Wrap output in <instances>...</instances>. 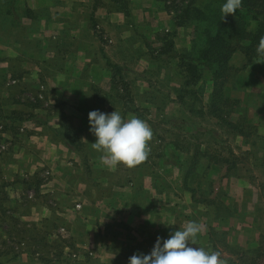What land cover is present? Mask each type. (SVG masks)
<instances>
[{"label": "crops", "instance_id": "0c3cea01", "mask_svg": "<svg viewBox=\"0 0 264 264\" xmlns=\"http://www.w3.org/2000/svg\"><path fill=\"white\" fill-rule=\"evenodd\" d=\"M170 1L101 0L94 11V0H17L15 15L5 19L2 32L0 79L19 76L21 86L17 90L19 94L24 91L22 100H27L25 92L36 89L39 83L46 86L48 93L44 108L27 106L29 109L24 112L31 115H7L11 119L8 121L19 119L16 124L20 129L15 133L8 129L1 138L8 148L0 153V264H47L41 252L45 250L52 255L62 249L56 241L57 231L53 230L58 222L67 226V239L73 245L63 250L65 256L75 249L94 253L93 257L69 264H129L133 255L150 254L157 237L167 239L197 218L196 214L182 210L183 198L175 186L177 179L169 181L162 173L174 172L178 167L167 157L162 162L151 155L153 138L161 136L159 133L153 134L149 142L146 160L130 169L102 162V153L91 144L96 137L89 130L88 114L93 110L105 113L116 110L123 119L137 117L151 128V123L161 122L162 118L167 121L170 106L182 108L181 86L162 80V75L171 70L168 66L171 67L172 59L157 56L154 52L159 49L152 51L151 45L146 44L145 48L138 41L150 39L154 30L159 34L175 27L166 8ZM119 2L128 7L129 15L118 12L123 7ZM49 24L53 25L50 31L44 29ZM133 25L142 28L141 37L130 31ZM104 30L110 34V42L117 43L110 48L111 53L102 44L100 33ZM49 33L59 48L53 47L38 56L37 43L48 41ZM178 36L179 33L174 34L175 42ZM136 41L140 42L138 49L126 55L121 53L120 50L130 48V43ZM176 48L181 54L183 50ZM106 58L120 71L109 68ZM117 74L123 75V79ZM129 74L137 76L138 81L128 78ZM153 74L160 76L151 82ZM206 90L211 93L210 85ZM208 100L209 95L207 103ZM11 102L1 95L0 109L4 106L6 109ZM64 118L75 130L80 147L65 140ZM176 118L170 117L169 122L184 117ZM218 168L221 166L210 162L206 167L209 174ZM46 172L50 176H45ZM167 186L172 191L168 192ZM210 198L218 199L216 191ZM225 199L222 203L230 207L232 215L222 220L230 211L216 212L214 218L218 223L251 216L248 209L242 211L239 207L233 211ZM239 203L243 206L242 201ZM77 205L81 211L75 208ZM212 207L208 208L209 214ZM185 215L189 218L183 221ZM240 224L241 221L238 226L220 232L215 223L208 224L206 232L203 225L200 239L197 237L195 245L190 246L209 253L219 252L224 264H250L246 261L256 257L253 251L264 245L261 238L264 232L257 237L255 248L245 247V241L219 242L212 235L216 231L218 238L232 232L242 239L245 230ZM15 235L19 236L18 242L10 239ZM24 238L27 240L21 241ZM248 250L252 252L245 255ZM253 262L264 264V257Z\"/></svg>", "mask_w": 264, "mask_h": 264}, {"label": "rangeland", "instance_id": "374dc122", "mask_svg": "<svg viewBox=\"0 0 264 264\" xmlns=\"http://www.w3.org/2000/svg\"><path fill=\"white\" fill-rule=\"evenodd\" d=\"M186 3L187 0H178V3L176 4H180V6L182 7L186 5ZM8 7V0H0V44L2 42L1 38H4L2 36V32L5 27V19L11 18L15 15L7 13ZM118 12L124 13L123 11L119 10ZM41 14L36 17H41ZM171 17L174 16H172L171 14ZM41 23L42 22H40V26ZM52 28L53 25L50 24L44 27V29L49 31ZM141 29V27L137 29L135 25H133L130 31H132V33L135 32L137 35H139V37H141V35L139 34V31H141ZM177 29L175 27H172V29L169 28L167 32L160 31L159 34L165 35L169 33L170 35H174L176 33H179V36L177 37L178 41H174V45L175 43H177L178 48H176V46L175 48L183 50L181 52V54H183L188 51L189 47L191 46V41L194 39L193 30L189 28V25ZM157 33L158 32H155L154 30L153 36H151L150 39L147 38L144 43L141 39H138V41L144 44L145 48H147V44L151 45L152 51H157L162 47V44L159 41V38L161 36ZM47 35H49L48 41H39L37 43L38 47L35 49V53L38 56H41V53L43 52L52 50L53 47L59 48L58 44H56V42L52 38L53 35L51 33ZM100 37L103 41L102 44L107 46V51L111 53L112 51L110 48L116 47L117 43L110 42L111 36L105 30L100 33ZM142 37H145L146 39V36ZM138 41L130 43L131 47H125L124 51L120 50L121 53L126 55L127 52H131V50L133 49H138L140 43ZM154 53H157V56L159 55L158 52ZM237 55L238 56H236L234 62L232 63L234 68L237 69V72L231 79L227 94L236 102V105L231 112L230 119L234 123H238L243 126L245 136H241L234 133L230 129L218 126V121L213 119L202 117L199 118L196 116H194L193 118H189V116H187L186 114L185 116H183L185 113L183 106L182 108L170 106L167 109V121L162 118L161 122H157L154 124L151 123V130L153 131V134L156 135L159 133L161 135L158 136L159 138H153V142L151 145L153 153L151 155H153V159H161L163 162L164 157L169 158L166 148L169 147L170 144L176 142V145H178L183 151L180 154L182 166H179L177 169H175L174 172L172 170H169L166 173L162 171V173L166 174V178L169 181L171 178L173 182H175V179H177V181L175 182L177 184L175 186L178 195H181V198H183L181 207L182 210H184L185 213L196 214L197 218H195L194 221L201 226L204 225L205 232L208 224L212 226V224L215 223L216 229H218L220 232L223 231L226 227L234 228L238 226V223L241 221L240 226L242 225V230H245L242 231V239L241 237H239V235H234L231 232L227 235L221 234L220 237L218 235V241H222L223 243L225 239L226 241L232 240L233 243L238 240L241 242L245 241V247L255 248L258 244L257 237L264 232V54H262L260 58H256L250 62H248L244 55H241L240 52ZM179 64L180 62L177 59L169 61V65H171V67L168 66V69L171 70L162 75V80L180 85L181 89L184 88L185 91H188L189 87L185 88V74L180 68L176 70V67H179ZM159 76V74L150 75V77L152 78V80L150 79V81H156ZM119 77L123 79V75H119ZM128 78L133 79L134 82L138 81V77L134 74H129ZM206 79H209L207 72ZM13 80L18 81L19 83L16 85H10ZM20 80V77L16 75H12L11 77L7 78L2 77V79H0V88L4 90L0 91V96L4 95L12 101L11 103H7L6 109L5 106L4 109H0V113H2L0 115L1 120L4 121V119H7L5 121L7 123L10 122L8 120H11L7 115L11 114L15 116L14 114H16V117H18L19 115H31L26 114L24 111H26V109H29V107L31 106L34 107V105H38V108H44V102L32 101V98L34 99L35 95L38 93L40 85L43 83H39L36 89L25 92L27 94H25V97L27 96V100H22L21 95L24 94V91H21V94H19V90H17L21 86ZM209 85L210 84L206 86V89L207 87L209 88ZM10 89L16 90V92H14L13 94ZM10 94L12 96H7ZM208 95L209 90L206 91V95L204 96V103H207ZM185 97H187L188 99L191 98L189 94H185ZM154 111L155 110H153V112ZM175 111L176 114L174 113ZM170 117H175V119H177L176 117L186 118L187 123L184 125V129L180 128L179 125H177L180 129L177 130V126H175V120H171V122H169ZM26 120H29V118H26ZM170 127L174 130H171ZM197 148H199L202 152H207L209 156L217 155L215 153L224 148L226 151V153H224V157L229 158L232 162V165L235 166L233 167L232 165H230L232 166L231 170L230 172H227V165H220L221 168H218L215 171H211L209 174V171L206 169L209 162L208 158H206L201 162L199 171L194 174L190 178V180H188V186L191 189H198L199 193L196 194L197 196L208 195L209 197H211L212 194L216 191V196L218 197L219 201L223 202L222 199L226 198V203H230L233 211H238L239 207V210L242 211H246L248 209L251 211V216L244 219L230 218L226 221H221L218 223V221H216V219L214 218V215H217L214 207L210 209L211 213L209 214V210L206 209L205 206L195 205V203L191 200L192 195L188 192L183 183L185 175L189 169V165L191 164L192 155ZM161 170L158 169L157 171L161 172ZM224 175H226L225 181ZM167 191L170 192L172 191V189L167 186ZM33 193L35 194L36 191ZM238 201H242L243 206H240V203ZM81 210L82 208L79 211ZM187 217L189 218V216L185 215L183 221H186ZM51 227H53V225H51ZM63 227L67 226H65V224L61 222H58V224H55L53 227V230L55 231L54 233H56L57 231L58 238L56 241L60 243L58 244V246L62 249H60L59 251L56 250V252L52 253V255L50 254L51 252L48 253V251L45 250V253L43 251L41 252V254L43 255L41 257H43V259H47V264H69V262H71L69 259V252H67L68 254L67 256H65L63 250L65 248H71L73 245L69 241V239H67L69 233L68 229L65 236L59 234L60 229ZM10 239L18 242L19 236H11ZM198 239H200V236H198ZM24 240L26 241L27 239L24 238L21 241ZM23 248L28 249L29 247L24 246ZM33 251L36 250L33 249Z\"/></svg>", "mask_w": 264, "mask_h": 264}, {"label": "trees", "instance_id": "16d2710c", "mask_svg": "<svg viewBox=\"0 0 264 264\" xmlns=\"http://www.w3.org/2000/svg\"><path fill=\"white\" fill-rule=\"evenodd\" d=\"M8 1L9 7L7 13L15 14L17 0ZM94 1V11H96V8L101 4V0ZM225 2L226 0H187L186 5L181 7L180 4H176L178 0H171L166 8L168 13L174 16L172 17L174 26L183 28L189 25V28L193 30L194 39L188 51L179 54L174 49V35H170L169 33L162 35L159 38L162 47L158 50V56L168 57L172 60L177 59L180 62L179 68L186 78L185 88L189 87L188 91H185L184 88L179 91L181 105L185 110L184 114L189 116V118L196 116L216 120L218 121V126L245 136L243 126L234 123L230 119L236 102L227 94V91L232 77L237 72V69L231 64V60L237 52L242 53L248 62L262 56V54L258 53L257 49L260 38L264 37V0H242L241 7L236 11L235 15L228 16L226 20H223L221 7ZM119 4L123 5L119 9L129 15L128 7H124V4L120 2ZM105 60L108 67L114 72L120 71L119 67L112 64L109 59L106 58ZM206 72L209 79H206ZM117 76L119 75L117 74ZM207 84H210L211 93L209 94L208 103L205 104L203 99L207 91ZM198 85L199 89L197 90ZM185 94H189L191 98L188 99L185 97ZM37 106L34 105V108ZM14 115L16 116V114ZM18 120L15 119L7 123L5 122L6 119L2 121L0 116V125L4 126L5 131L9 129L15 133L17 132L16 130L20 129L16 124ZM186 121L187 119L183 118V120L177 121L175 126L179 125L180 128L184 129ZM63 129L66 137L65 140H69L76 148L80 147L81 145L75 130L65 118ZM166 150L171 163L177 167H181L180 152L183 151L176 145V142L170 144ZM224 153L226 151L223 148L215 153L217 155L209 156L207 152H202L197 148L192 155L191 164L183 183L192 195V201L195 205H203L206 209L213 206L217 213L223 212L224 209L230 211L225 217L221 218L217 216L222 220L232 215L230 207H226L218 199L211 200L208 195L197 196L196 194L199 193L198 189H191L188 186V180L199 171L201 162L206 158H208V162L211 164L227 165V172H230L231 167L235 165H232L229 158L224 157ZM213 233V238L217 240V232L213 231ZM261 238L264 244V234L261 235ZM251 252L252 250H248L245 255ZM253 253L256 257H252L246 262L254 264V259L263 258L264 245L261 244Z\"/></svg>", "mask_w": 264, "mask_h": 264}, {"label": "clouds", "instance_id": "9594fccd", "mask_svg": "<svg viewBox=\"0 0 264 264\" xmlns=\"http://www.w3.org/2000/svg\"><path fill=\"white\" fill-rule=\"evenodd\" d=\"M242 0H226L221 7L223 20L234 16ZM259 54H264V37L260 38ZM90 132L96 137L93 149L102 153V162L109 166L134 168L144 162L153 133L146 121L137 117L125 120L120 112L93 110L88 114ZM202 226L189 221L171 233L167 239L157 237L150 254L133 255L129 264H224L219 252H206L195 245Z\"/></svg>", "mask_w": 264, "mask_h": 264}, {"label": "built area", "instance_id": "2783aa9c", "mask_svg": "<svg viewBox=\"0 0 264 264\" xmlns=\"http://www.w3.org/2000/svg\"><path fill=\"white\" fill-rule=\"evenodd\" d=\"M19 82L16 81V80H13L10 85H16L18 84ZM48 93L47 89H46V86L45 85H40L39 87V90H38V93L35 95L34 99L32 98V101L33 102H36V101H41V102H45L46 101V94ZM4 132H5V129H4V126L3 125H0V153H5L7 151V143L6 142H3L1 140V138L3 137L4 135ZM3 139V138H2ZM45 176H50V173L49 172H46L45 173ZM77 210H80L81 209V206L80 205H77L75 207ZM59 234L62 235V236H65L67 234V229L65 227L61 228L60 231H59ZM94 256V253L91 252V251H88L86 253L82 252L81 250L79 249H75L73 251H70L69 253V259L70 261L72 262H80V261H83L85 260L87 257H93Z\"/></svg>", "mask_w": 264, "mask_h": 264}]
</instances>
